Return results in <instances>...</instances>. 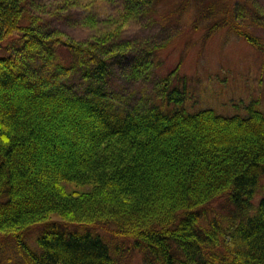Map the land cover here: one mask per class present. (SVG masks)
<instances>
[{
    "label": "trees",
    "instance_id": "trees-1",
    "mask_svg": "<svg viewBox=\"0 0 264 264\" xmlns=\"http://www.w3.org/2000/svg\"><path fill=\"white\" fill-rule=\"evenodd\" d=\"M191 1L189 13L190 0L162 10L163 0H120L117 16L77 14L90 27L141 19L161 26V39L135 47L108 31L76 39L54 24L81 13L83 0H0V45L17 33L21 40L15 53L0 56V238L22 249L16 264H118L132 250L142 264H264V112L257 102L246 115L181 105L127 109L107 84L120 57L130 78L147 79L162 63L154 58L159 49L185 31V17L191 31L226 28L264 55V39L236 21L239 0ZM75 73L83 87L72 81ZM166 79L161 95L169 106ZM68 182L89 188L68 192ZM222 199L233 206L225 217L213 207ZM40 229L30 246L29 232ZM93 229L129 245L111 246Z\"/></svg>",
    "mask_w": 264,
    "mask_h": 264
},
{
    "label": "rangeland",
    "instance_id": "rangeland-1",
    "mask_svg": "<svg viewBox=\"0 0 264 264\" xmlns=\"http://www.w3.org/2000/svg\"><path fill=\"white\" fill-rule=\"evenodd\" d=\"M247 1L255 12L253 13L248 6H245L244 0H239L236 4L239 11L236 21L243 24L253 34L260 35L264 39V19L257 18L262 25L260 23L257 25L254 22L259 11L261 13H263L262 10L264 11V0ZM176 2L179 4L181 0H163L161 4H158V9L169 8ZM192 3L190 0L188 13L193 10ZM82 4L88 6L81 9V13L74 14L67 21L54 22L73 38L83 39L92 35L105 37L108 32H111L112 40L121 37V40L127 39L135 44V47H138L136 43L142 40L153 43L161 39V26H153L151 21L152 25L147 24V19L131 22L124 27L123 25L118 27L119 24L112 21L100 22L93 27L82 25L76 19L77 14L84 15L91 12L93 16L96 15L101 19L109 18L108 15L117 16L120 0H83ZM77 11L78 8H73L74 13ZM184 19L186 23L182 21L181 27H186L185 31L179 37L172 39L168 46L159 49L154 58L163 59L162 63L151 67L147 79L134 80L130 78L125 58L120 57L116 61L115 67L111 68V73L107 77V84L111 89L109 90L110 94L115 97L117 103L127 109L138 104H160L167 108L166 111H169L170 108L181 105L188 111L210 107L222 115H246L248 103L256 101L258 107L264 112V55L258 52L245 38L226 28L207 36L203 31H191L190 18L185 17ZM124 28L125 31H121ZM20 42L18 33L5 39L0 45V56L15 53V46H19ZM139 48L142 47L139 46ZM143 50H146L145 47L139 53L140 58L145 55ZM143 59L146 58L143 57ZM177 65L179 68L175 70ZM183 75L187 79L184 80ZM79 76L80 73H75L72 76V81L83 87L84 80ZM167 76L170 78L168 89L170 93L167 96L171 101L169 106H166L168 102L165 103L161 95V87L167 82ZM175 86H177L176 89ZM62 186L68 192L79 193L89 188V185H77L70 182L62 183ZM256 200L257 197H255L254 203ZM213 207L220 217L227 216L229 207L233 208L225 199L214 203ZM51 218L54 221L60 220V216L56 214ZM74 226L80 225H73L71 229L85 230L81 227H79L81 229H77ZM44 231L40 229V231L29 232L26 238L28 244L34 247L36 234L38 232L41 234ZM92 231L99 233L111 246L118 241L121 242L104 230L93 229ZM121 243L124 246L129 245L128 241ZM22 254L23 251L15 240L0 238V264H16ZM126 262L142 264L138 251L125 252L118 264Z\"/></svg>",
    "mask_w": 264,
    "mask_h": 264
}]
</instances>
